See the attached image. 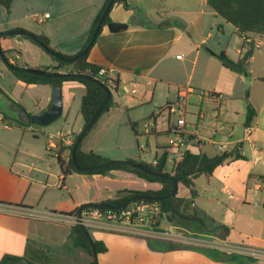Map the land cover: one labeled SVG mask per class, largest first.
<instances>
[{"label":"crops","instance_id":"1","mask_svg":"<svg viewBox=\"0 0 264 264\" xmlns=\"http://www.w3.org/2000/svg\"><path fill=\"white\" fill-rule=\"evenodd\" d=\"M22 1L13 0L9 10L0 5L8 15V23L25 21V16L18 14L19 8L23 6ZM32 2L34 6L28 18L38 24L41 34L29 31L27 27L10 30L44 35L49 39L52 50L75 56L83 49L93 21L105 0ZM126 2L129 8L117 3L110 12L111 22L125 24L126 29L112 33L107 25L104 26L89 51L88 61L111 70L108 77L116 80L119 86L135 82L137 93L124 95L120 91L112 92L116 106L104 113L84 136L81 149L105 157L98 146L107 134L117 126H123L124 115L128 118L127 125L136 123L135 128H138V122L133 121L128 114L133 109H139L145 114L142 124H152L150 130L144 127L145 136L157 138L161 133L168 134L175 114L161 108L147 116L143 109L146 104L154 101L157 90L160 99L167 98L166 107L177 106L180 90L188 87L222 94L224 99L219 100L189 95L186 115H195L197 118L194 122L186 119V128L191 134L189 149L213 157L237 147L244 159L218 167L210 178L202 176L208 187L212 186L216 177L224 182L222 188L229 195L220 201L223 205L220 219L215 217L217 207L207 209L214 201L209 193H206L207 200L203 202V206H206L204 209L198 207L195 199L191 208L199 211L203 218L209 217L228 226L231 230L225 237L226 242L264 249V201L248 195L252 183L255 190H262L258 181L264 182V179L257 180L258 174H264L258 169L259 163L264 160V120L260 122L264 117V82L259 79L264 78V52H260L264 38L250 35L257 37L261 45L254 49L247 65L249 76L244 77L226 69L216 55L224 52L230 60L237 62L250 44L231 24L209 8L208 0ZM45 14H49V17L45 18ZM10 16L13 17L11 21ZM35 16L41 22H36ZM78 25H81L80 31L74 33L72 28ZM47 26L49 30L45 29ZM0 34L6 36V33ZM18 37L19 45H26L29 41L22 36ZM22 55L16 52V60H21ZM45 55L47 58L42 61L33 57L24 58L20 65L14 59L6 60L21 68L44 70L55 67L56 62L47 53ZM0 82L11 97V101L5 103L9 113L0 110V261L5 256L43 258V249L48 251L50 248H58L67 241L71 231L70 223L39 218V214H70L83 205L101 204L121 197L124 195L120 193L122 191L161 188L160 183L146 181L125 170H112L104 175L73 172L64 177L57 162V149L59 143L70 146L73 138L84 129L83 120L81 118L79 123V117L85 86L79 82H66L84 86V92L78 98H69L63 103L61 117L65 115L64 124H68L69 128L56 135L48 130H39L37 133L42 134L41 138L31 129L32 125L24 127L18 123L17 112L19 106L30 115L46 111L52 104V87L27 84L17 79L1 59ZM247 91L248 100L257 115L252 126L245 128V109L242 112V130L237 131L234 117L240 113L234 107H237L239 100L246 98ZM173 93H176L175 102L169 101ZM74 105L76 115L70 125ZM165 110L168 113L167 127L158 131L157 117ZM51 138H57L58 141L53 142ZM164 147H155L152 162L162 155ZM66 154L67 151L63 154L64 158ZM132 156L131 153L121 151L113 157L105 158L143 161L141 155ZM198 196L197 191L196 198ZM179 197L191 200V196ZM180 226L179 229L190 230L204 237L201 239L204 241L221 239L220 230H204L193 221H183ZM90 234L107 247L105 253L97 255L98 264H264V259L250 260L244 256H233L231 260L218 259L205 252L203 246L177 247L168 240L158 238L148 239L106 231H90ZM232 237L235 240L232 241Z\"/></svg>","mask_w":264,"mask_h":264},{"label":"trees","instance_id":"2","mask_svg":"<svg viewBox=\"0 0 264 264\" xmlns=\"http://www.w3.org/2000/svg\"><path fill=\"white\" fill-rule=\"evenodd\" d=\"M12 1L13 0H0V5L4 6L7 10H9ZM109 1L110 0H105L104 5L102 6L97 16L95 17L83 49L87 46V44L91 40L93 32ZM117 3H122L126 9L129 8V5L126 2V0H116L114 5ZM208 6L219 17L224 19L225 22L231 24L242 37L248 38V36L250 35L251 36L256 35L261 38H264V0H208ZM110 12L105 18L104 24L100 29L99 35L103 27L111 23ZM0 35L2 36L4 34H0ZM33 35L36 37V41H32L26 37H21V38L29 40L30 42L38 46L42 51L47 53L54 62H56L55 67L45 68L42 71L49 74H51V72L59 73V71H61L62 73L60 74L65 75V77L48 78V77L35 76L23 72H15L10 70L11 73L17 79L27 84L48 85L50 87L63 86V84L66 82H79L83 84L86 88V92L81 99L80 115L83 120L84 127L87 126V124L90 122L96 110L99 108V106L106 98V92L104 88L111 90V92H114L117 91L119 83L116 80H113L109 77L100 78L99 71L102 69V67L88 61L89 52L84 57L76 60L73 63L59 61L53 58L48 52L49 50H52L49 44V39L44 35H36V34ZM254 49L255 48L253 47V45L250 44L247 50L242 55V57L237 62H233L232 60H230L224 52L220 53L219 55H216V57L221 61L222 65L226 69L238 73L244 77H248L249 73L247 70V65L250 58L252 57ZM1 53L5 57V52L2 51ZM58 54L66 59H70L73 57V56L63 55L61 53ZM49 69H52L53 71L50 72ZM70 75H85L90 77L92 81L73 78L70 77ZM259 79L260 81L264 82V78H259ZM246 98L248 99V91L246 93ZM115 106L116 105L113 101V95H112L107 105L104 107V109L101 111L100 115L96 119L90 131L93 129L99 118L104 113H107L111 108ZM19 109L21 110L23 108L19 106ZM256 115L257 112L252 106V104L250 102H247L245 121L243 124L245 128H250L252 126V123ZM18 123L24 127L30 126V125L22 124L20 122ZM136 125H137L136 123L132 124V129L134 131ZM77 137L78 135L74 137L72 144L70 146H63L61 143H59L58 145L56 158L61 168V173L62 175H64V177L73 172L82 173V174L104 175L112 170H125L146 181L156 182L161 184V188L159 190L122 191L120 193H124L123 196L117 197L113 200H107L106 202L103 203H108L113 206H118L124 203L127 199L134 196H142L147 198H165L169 194H171L174 188V183L172 180L156 178L154 176L147 175L142 171L130 166L113 165L95 171L79 172L76 169L75 164L71 157V150L76 142ZM83 139L84 137L82 138L81 142L77 145L76 150L74 152L75 163L77 164L78 167H82V168L93 167L109 161L107 158L93 151L84 152L81 149V144ZM65 151H69V155L67 159L63 157ZM238 159H244V156L241 155V152L237 147L234 150L224 151L213 157H210L202 152L195 153L189 149L186 152L185 158L177 165V167L174 169L172 174L168 172L166 153H164L159 158L157 165H153L152 163H147L141 160L130 159L129 161L134 162L153 173L173 178L177 181L178 185L181 184L189 190L191 200H186L179 197L177 190L176 194L173 197L169 199H161L158 201L163 213H165L166 215H168L169 213L172 214L173 222L171 224L173 226L181 227L180 224L183 221H193L198 223L200 227L204 230L209 228L215 231L220 230L222 232L221 239H225V237L229 235L231 229L224 224L216 222L212 218L201 217L199 211L191 208V204L193 202V199H195L197 196V191L195 189L196 179L202 176L206 178H210L211 176H213L215 170L218 167L224 166L228 164L230 161H234ZM251 177L252 176H250V179ZM257 179L258 180L264 179V176H257ZM97 205L98 204H86L81 206L80 208H82V210H86V209L96 208ZM79 209L76 210L75 212L65 215L76 216L78 214ZM92 240L97 255L101 253H105L107 251V247L103 242L97 241L93 238ZM177 247H184V246L177 245ZM69 248L84 250L90 256L89 264H95L94 257L92 255L91 245L88 239L85 237L84 233L82 232L80 225L78 224L71 225V231L67 241L62 246L53 249L57 250V249H69ZM50 250L52 249L50 248L48 251ZM203 250L208 254L214 256L215 258L224 259V260H231L233 256H242L233 253L221 252L215 249L203 248ZM244 257L250 260H254L253 258L247 256ZM0 264H47V263L44 262L42 258L28 259L26 257L5 256L0 261Z\"/></svg>","mask_w":264,"mask_h":264},{"label":"rangeland","instance_id":"3","mask_svg":"<svg viewBox=\"0 0 264 264\" xmlns=\"http://www.w3.org/2000/svg\"><path fill=\"white\" fill-rule=\"evenodd\" d=\"M23 6L19 8L18 14H23L25 16V21L24 22H17V23H8V15L4 13L5 11L2 6H0V33H7L10 31H16V30H10V29H16L18 27H27L29 31H33L34 33L41 34V31L38 29V24L33 22L31 18H28L30 13L32 12V7L33 2L32 0H23ZM44 4V2H42ZM7 19V20H6ZM13 20V17H9V21ZM78 27V28H76ZM81 25L75 26L72 28L74 33L77 31H80ZM45 29L49 30V26L45 27ZM77 29V30H76ZM80 33V32H79ZM1 36V35H0ZM20 39L18 36H1L0 38V47L2 51L5 52V57L8 59V61L14 59L17 61V63L20 65L23 63L24 58H34L38 59L40 61L43 60V58H47L45 55L46 53H42V50L36 46V45H31L32 43L30 41H27L26 45H19ZM261 51L264 52V44L261 46ZM16 52H21L22 59L21 60H16ZM260 54V53H257ZM259 84V83H256ZM5 86L3 85L2 82H0V110L3 111L4 113H9L8 109L6 108V102L11 101V97L4 91ZM111 91V90H110ZM84 92V86L80 85L78 83H66L65 85L62 86V96H63V103L67 102L69 98H74V97H79ZM159 90L156 91L155 94V99L154 101L149 104H146L143 109L146 112V115H152L153 112H156L160 110L161 108H166L167 105V98L163 97L160 99L158 97ZM205 99H209L204 97ZM172 102L176 101V93H173L170 100ZM247 102H250L247 98L239 100L236 104L237 107L235 106L234 109L235 111L239 112L240 114L236 117H234L235 123L238 125L237 131H241V124L243 123V114L242 112L245 111ZM76 106L74 105L72 107V113H71V119H70V125H72L74 116L76 115ZM150 111V112H149ZM148 113V114H147ZM129 117L133 119V121L138 122V128H135V131L132 129V125H127L126 121H128V118L125 117L123 118V126H117L112 132L106 135L104 140L99 144V149L103 150L101 152L105 157H113L114 155L118 154L119 152L123 151L126 154L131 153L133 156L132 157H137L141 155V158L143 161L147 163H151L154 157V150L155 147H160L163 145H166L167 143V138L168 134L166 133H161L157 138L153 137H147L145 136V129H144V124H142V120L145 114L142 113L139 109H133L128 111ZM167 111L163 112V114L159 117H157V130L158 131H163L167 127V121H168V115ZM151 117V116H150ZM64 118L60 117L57 121L54 123L40 127V126H31V129L35 131L38 135V137L42 138V134L37 133L39 130H48L54 135L57 134V132L60 131H66L68 130V124H64ZM127 118V119H126ZM178 118V113L173 116V121L176 122ZM264 118V117H263ZM261 119L260 122H262ZM187 121L194 122L197 120L195 115H186ZM81 122V117H79V123ZM259 126L261 127L260 123ZM48 128V129H45ZM152 127H149V130ZM74 139V138H73ZM53 142H57V138H51ZM73 141V140H72ZM69 151H67V154L65 155L66 159L68 158ZM258 169L264 172V160L261 161L258 165ZM264 174H258L257 176H263ZM258 180V179H257ZM262 185V190H255L253 187V183L250 186V190L248 192V195L251 197L255 198H260L264 201V182L258 181ZM224 185V182H222L218 177H216L213 180L212 186L208 187L206 184V179L205 178H200L196 180L195 186L197 191L199 192V196L195 198V201L198 205L199 208H203L206 206H203V202L207 200V195L206 193H209L213 198V204H211L207 209H212L214 207H217V210L215 212V217L217 219L221 218V214L223 211V208H221L223 205H221V202L223 199L228 197V193H225L224 189L222 188ZM178 194L179 196L183 197H190L189 190L185 188L183 185L178 186ZM57 194V191H55V196ZM164 226H169L166 222L164 223ZM190 231V230H189ZM235 240V237H232V241ZM42 255H43V261L46 262L47 264H89L90 263V256L88 255L87 252H85L82 249H74V248H69V249H57V250H42Z\"/></svg>","mask_w":264,"mask_h":264},{"label":"built area","instance_id":"4","mask_svg":"<svg viewBox=\"0 0 264 264\" xmlns=\"http://www.w3.org/2000/svg\"><path fill=\"white\" fill-rule=\"evenodd\" d=\"M48 17L49 14H45V18ZM35 21L41 22L38 16H35ZM244 40L253 45L254 48H259L261 45L257 37L250 36L244 38ZM49 71L51 72L53 70L49 69ZM110 71L111 70L102 68L99 71L100 78H107ZM59 73L62 72L59 71ZM137 88V84L131 81L118 86L117 91L122 92L124 95H135L137 93ZM191 94L197 95L200 98L206 97L213 100L224 99L222 94L188 87L180 90L177 106L168 105L166 107L172 114L176 115V113H178L176 122L172 123L168 129L167 143L162 153V155L164 153L167 154L168 172L171 174L177 165L185 158L186 152L189 150L191 134L186 128V107L188 104V97ZM0 120H2L1 113ZM151 125L150 122H146L144 127L148 129ZM245 136L247 137L248 135ZM225 147L226 146H223V148ZM161 156L156 158L152 164L157 165ZM29 214H31V212H29ZM166 216L158 201L136 200L118 210H101L98 208L82 210L80 217H78V214L76 216H68L51 214L50 212H44L37 217L68 222L71 225H82L89 232L106 231L148 239L158 238L168 240L175 245L203 246L206 249H215L221 252L238 254L253 259H264V249L232 245L226 242L225 239L217 238L211 241L201 240L205 238L173 226L167 220ZM164 222H167L169 226L165 227Z\"/></svg>","mask_w":264,"mask_h":264},{"label":"water","instance_id":"5","mask_svg":"<svg viewBox=\"0 0 264 264\" xmlns=\"http://www.w3.org/2000/svg\"><path fill=\"white\" fill-rule=\"evenodd\" d=\"M115 1L116 0H110L109 1V3L107 4L98 24H97V26L93 32L91 40L89 41L87 46L84 49H82L78 54H76L75 56H73L70 59L64 58L63 56L59 55L54 50H49L48 51L49 54L53 58H55L59 61L67 62V63H73L76 60L84 57L90 51L92 46L94 45V43H95V41L99 35L100 29L102 28V26L104 24L105 18L109 14V12L111 11ZM107 26H108V29L110 30V32H112V33H117L121 30L126 29V27H127L125 24L114 23V22L109 23ZM6 35H8V36H22V37H26L32 41H36V37L33 34H29L23 30L10 31V32H7ZM1 50L2 49L0 47V59L3 60L4 62H6L8 68H10L11 71L23 72V73H27V74H31V75H35V76L48 77V78L65 77V75L60 74V73L49 74V73H46L42 70L31 69V68H21V67H17L14 65H10L7 62V60L5 59L4 55H2ZM70 77L92 81V79L90 77L85 76V75H70ZM104 90L106 92L105 100L102 102V104L96 110V112L94 113L93 117L91 118V120L87 124V126H85L84 129L82 130V132L78 135L76 142L72 147L71 157H72V160L75 164L76 169L79 172H88V171H95V170L107 168V167H110L113 165L130 166V167H133V168H136V169L142 171L143 173H145L147 175L154 176L156 178L170 179L174 183V188H173L171 194H169L165 198H147V197H142V196H134V197L127 199L124 203H122L121 205H118V206H113V205L108 204V203H101V204H98L96 206V208L101 209V210H105V209L118 210V209L126 207L129 203L136 201V200L159 201L161 199H169V198L173 197L178 190V183L175 179L170 178V177H166L164 175L153 173V172L143 168L142 166H140L134 162H131L129 160H109L103 164L93 166V167H87V168L78 167L77 164L75 163L74 152L76 150L77 145L81 142L82 138L90 131V129L94 125L96 119L100 115L101 111L107 105L108 101L110 100V98L112 96V92L109 89L104 88ZM62 113H63L62 86H54V87H52V104H51L50 108H48L46 111H44L43 113L38 114V115H30L26 110L21 109L17 112V116H18L19 122L22 124L44 127V126H48V125L54 123L55 121H57L62 116ZM81 213H82V208H80L78 211V217L81 216ZM166 218L169 222H173V217H172L171 213H169L166 216ZM80 228H81L82 232L84 233L85 237L88 239V241L91 245L92 255L94 257V262H95V264H98L97 263V253H96L95 248H94V244H93L91 234L84 226L80 225Z\"/></svg>","mask_w":264,"mask_h":264}]
</instances>
